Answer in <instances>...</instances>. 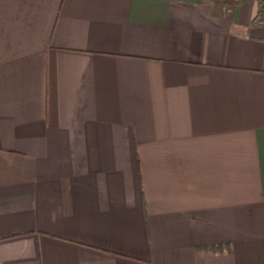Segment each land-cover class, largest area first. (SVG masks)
I'll return each mask as SVG.
<instances>
[{"label":"crops","instance_id":"crops-1","mask_svg":"<svg viewBox=\"0 0 264 264\" xmlns=\"http://www.w3.org/2000/svg\"><path fill=\"white\" fill-rule=\"evenodd\" d=\"M257 0H0V264H264Z\"/></svg>","mask_w":264,"mask_h":264},{"label":"trees","instance_id":"trees-1","mask_svg":"<svg viewBox=\"0 0 264 264\" xmlns=\"http://www.w3.org/2000/svg\"><path fill=\"white\" fill-rule=\"evenodd\" d=\"M258 12L253 20V25L264 27V0H257Z\"/></svg>","mask_w":264,"mask_h":264}]
</instances>
